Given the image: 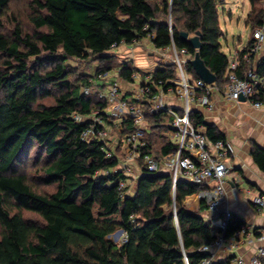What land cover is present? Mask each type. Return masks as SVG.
Listing matches in <instances>:
<instances>
[{
	"label": "trees",
	"instance_id": "16d2710c",
	"mask_svg": "<svg viewBox=\"0 0 264 264\" xmlns=\"http://www.w3.org/2000/svg\"><path fill=\"white\" fill-rule=\"evenodd\" d=\"M249 0L245 25L251 34L264 20V9ZM11 0H0L1 20ZM224 0H31L35 32L17 25L12 33L0 32V264H201L208 258L198 250L210 244L216 231L197 210L185 205L187 197L207 188L178 180L173 189L167 172L151 173L142 167L132 189L108 158L103 143L81 136L88 118L105 108L95 94L100 73L118 71L123 82L136 69L129 62L112 60L108 51L121 45L149 40L155 49L175 46L190 60L198 52L215 75L222 92L229 60L221 50L223 32L218 7ZM200 33L201 48L187 40ZM252 41L248 42L250 47ZM246 51V50H245ZM99 59L95 75L79 76L68 60ZM115 62V63H114ZM264 68V59L259 73ZM186 71L197 77L190 65ZM243 69L237 71L243 77ZM151 83H168L176 76L173 65L158 68ZM164 84V85H165ZM163 85V86H164ZM52 100L47 105L45 100ZM166 111L146 115L151 133L143 153L158 158L172 153L165 123ZM195 126L206 128L211 141L224 139L194 113ZM171 121V120H170ZM128 132V122L123 123ZM158 129V130H156ZM162 139V142L159 140ZM157 140L161 145H157ZM33 154L41 192L24 171ZM253 162L264 171V149L253 145ZM175 212V216H174ZM32 215L34 219L26 217ZM245 221L234 216L225 232L231 236ZM122 231L125 243L111 236ZM215 264H228L217 262Z\"/></svg>",
	"mask_w": 264,
	"mask_h": 264
},
{
	"label": "built area",
	"instance_id": "2783aa9c",
	"mask_svg": "<svg viewBox=\"0 0 264 264\" xmlns=\"http://www.w3.org/2000/svg\"><path fill=\"white\" fill-rule=\"evenodd\" d=\"M170 48L174 50L175 57L164 60L162 65L163 68L173 65L176 76L166 84L158 81L153 85L151 74L142 77L134 72L131 81L125 82L123 86L118 80V71H106L97 78L102 89L94 92L89 88L83 90L85 95L96 93L97 98L105 102V108L88 118L76 116L77 121L89 119L90 122L81 138L87 142L97 140L103 143L107 157H116L121 170L140 161L148 172L169 173L173 189L181 179L189 184L207 186L197 193V197L205 205V218L215 229L216 236L210 244L198 250L208 255L201 264L225 261L228 264H264V245L256 247L249 258L238 254L240 248L253 241H263L264 229L245 223L231 236L225 235L229 220L236 216L224 206L228 162L236 155L233 144L226 139L209 140L202 132V126H195L191 120L194 106L212 110V97L215 93L229 102H239L243 98L253 109L264 113V68L261 73L251 67L244 68V65H251L252 60L264 52V20L253 30L249 49L236 53L229 60L222 92L214 83L209 85L198 77L189 76L186 71L190 61L187 52H179L175 46ZM241 68H244L243 77L237 74ZM177 102H180L179 108L175 106ZM160 111H166L172 117L167 124V136L175 149L158 158L153 153H143V149L146 147L148 125L146 115ZM124 122L129 123L128 132L124 131ZM112 127H117L123 135V158H118L108 147L111 135L114 134ZM123 187L124 183H121L120 188ZM251 203L257 215L264 217V196L255 195ZM125 242L126 236L122 232L120 243ZM184 262L188 264L185 256Z\"/></svg>",
	"mask_w": 264,
	"mask_h": 264
},
{
	"label": "crops",
	"instance_id": "0c3cea01",
	"mask_svg": "<svg viewBox=\"0 0 264 264\" xmlns=\"http://www.w3.org/2000/svg\"><path fill=\"white\" fill-rule=\"evenodd\" d=\"M249 41H252V39ZM148 42L150 41L148 40ZM139 43H141L142 48H140V46L135 47L133 44L127 48L125 47L126 45H121L111 49L110 55L132 64L136 69V72L142 77L152 74L158 68H163L162 63L164 60H172L174 58L170 47L159 50L156 49V51L164 58H162L163 60H160L157 68L154 67V69L150 70V63L153 65L154 57H152V55L145 57L146 50H144L142 46L143 41ZM247 46L248 43L241 49L236 50L233 54H230L228 60H230L236 53L248 50L249 47ZM116 49L121 51V56L114 54L116 53ZM170 52L172 53L171 55ZM168 55H170L171 58ZM263 59L264 52L259 57L253 59L251 65H244V68L251 67L258 72ZM134 61L137 63V67L134 66ZM244 68L242 69L244 70ZM192 76L195 77L194 75ZM118 80H120L123 86H125V82L120 78H118ZM212 101V110H208L202 106H194V113L202 115L204 125L214 127L217 132L223 134L224 139L231 142L236 151V155L228 162L224 184L226 192L224 206L245 221V223L264 229V217L257 215L256 210L251 203V200L255 195L264 196V171H261L258 168L250 155L251 147L254 144L264 149V113L253 109L245 101H226L218 93L213 95ZM175 106L179 108L180 102L175 103ZM169 122L170 121H168V123ZM168 123H165L167 129ZM115 129L118 134L116 138L114 137L108 142V147L117 155V157L119 156L118 158H120L121 153L123 154L124 152V144L121 142L123 135L117 127H115ZM205 130L206 128H202L203 133H206ZM164 135L167 136V132H164ZM159 141L162 142V139ZM140 176L141 172L139 174H137V172L133 174L135 179H138ZM200 204L201 202L198 200L197 194L187 197L185 200V205L190 210H197ZM201 215L206 217L207 212L204 210ZM261 245H264V240L261 242L253 241L249 245L240 248L238 254L245 258H249L256 247Z\"/></svg>",
	"mask_w": 264,
	"mask_h": 264
},
{
	"label": "rangeland",
	"instance_id": "374dc122",
	"mask_svg": "<svg viewBox=\"0 0 264 264\" xmlns=\"http://www.w3.org/2000/svg\"><path fill=\"white\" fill-rule=\"evenodd\" d=\"M30 2L31 0H11L7 15L4 16L1 20V26H0V32L4 34H10L14 30V28L17 25H20L24 33L27 34H33L35 32V29L33 25L31 24L30 17L32 15V12L30 10ZM264 0H258L256 6L259 8H263ZM264 9V8H263ZM250 11V2L249 0H224L223 4H220L218 7V16H219V24L221 27V30L223 32V37L221 38V50L222 52L229 58L230 54H233L236 50L241 49L243 46H245L249 40L252 39V34L249 29V27H246L245 20ZM135 47L140 46L141 43L137 42L133 44ZM131 45H126L125 47H130ZM144 50H146V56L152 55L153 58V65L150 63V70L157 68L159 65V62L162 57L156 49L152 46L150 42L143 41L142 44ZM118 49L115 50V55L121 56V51ZM171 51L175 57L174 50L171 48ZM111 50L108 51V55H110ZM170 52V55L172 54ZM168 55V56H170ZM112 60H115L117 62H126L123 59L120 60L116 58L115 56L110 55ZM166 57V56H165ZM171 58V56H170ZM163 60V59H162ZM148 62V60H147ZM115 63V62H114ZM149 64V63H148ZM67 65L73 69H75V73L79 76L82 75H88L93 76L95 75L96 69L99 67L100 62L98 58L91 57L87 60H68ZM134 66L137 67V63L134 61ZM149 68V67H148ZM115 75V74H113ZM189 76L191 74H188ZM94 82H98L97 79H94ZM52 102V100H45L43 103L49 105ZM170 116V115H169ZM172 119V117H169V121ZM168 123V122H166ZM158 130V129H156ZM113 133L111 136L112 138H116L117 136V130L115 127L112 129ZM168 132V129H167ZM147 133H151V128L149 124L147 125ZM116 141V139H115ZM161 142V141H160ZM115 143V142H114ZM157 145H161L159 141L157 140ZM120 153V152H119ZM122 158L124 157V154L121 153ZM120 156V158H121ZM119 157V156H118ZM33 154L30 155V159L27 160L24 171L28 175L29 179L32 181L31 184L36 186L39 191L41 192H51V189H48L46 187H43L40 184V178L37 176V171L39 170V166L37 164H34ZM117 169L121 170V168L118 166ZM124 175L127 177V182L124 183V187L127 186L129 189H132V185L136 181V179L133 177V174L137 172L139 174L141 172L140 166L137 163H133L128 165V168L121 170ZM189 206V205H188ZM191 206V205H190ZM26 217L30 219L35 218L32 215L26 214ZM1 231V229H0ZM117 233V232H116ZM116 233L111 236L112 241L115 243H120L121 235L116 236Z\"/></svg>",
	"mask_w": 264,
	"mask_h": 264
},
{
	"label": "water",
	"instance_id": "95a60500",
	"mask_svg": "<svg viewBox=\"0 0 264 264\" xmlns=\"http://www.w3.org/2000/svg\"><path fill=\"white\" fill-rule=\"evenodd\" d=\"M200 33L197 32L194 37H191L188 39V35L184 32L180 34L182 40H187L188 43L192 46L193 49L199 50L201 48V43L199 40ZM190 65L192 66V69L195 73V75L203 80L206 84H213L216 81V77L214 74H212L209 69L205 66L204 62L199 56V53L197 52L193 59L190 60ZM240 101L244 102L245 100L243 98L240 99ZM122 234V231H118L116 233V236H120Z\"/></svg>",
	"mask_w": 264,
	"mask_h": 264
}]
</instances>
